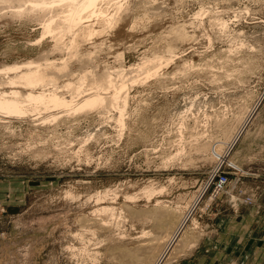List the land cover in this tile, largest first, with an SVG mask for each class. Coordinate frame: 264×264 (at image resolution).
<instances>
[{"label": "rangeland", "instance_id": "1", "mask_svg": "<svg viewBox=\"0 0 264 264\" xmlns=\"http://www.w3.org/2000/svg\"><path fill=\"white\" fill-rule=\"evenodd\" d=\"M124 1L119 25L70 63L126 70L122 132L97 112L52 132L0 115V264H264V0ZM0 19L1 67L59 58L47 40L30 45L37 22ZM152 55L172 62L130 85ZM218 163L228 183L216 193ZM159 210L183 216L193 241L174 245L147 214Z\"/></svg>", "mask_w": 264, "mask_h": 264}, {"label": "bare ground", "instance_id": "2", "mask_svg": "<svg viewBox=\"0 0 264 264\" xmlns=\"http://www.w3.org/2000/svg\"><path fill=\"white\" fill-rule=\"evenodd\" d=\"M125 3L124 0H0L1 18L5 17L9 22L35 21L38 23L40 35L30 44L31 46L34 45L39 49L43 41L47 40L51 43L47 52L60 55L59 58L53 60L49 58L36 61L26 59L22 62L0 66V115L15 119L29 118L34 115L30 120L38 122L33 125L52 132L55 130L54 123L59 119L87 117L91 112H97L103 118L114 121L122 132L129 103L128 93L125 90V82H128L129 78L125 77L126 80H124L123 74L126 70H120L123 68L109 70V67H104L94 72L85 70L75 73L72 70L71 61L78 56L87 58L85 55H88L90 51L86 50L87 47L84 49L83 46L90 43V39L96 35L102 36L106 31L119 25L122 14L129 6ZM182 32L180 31L179 34ZM41 55L43 56L42 53ZM166 57L152 55L134 64L132 66L134 70L140 71L137 72L140 75L144 73V76H141V80L137 73L135 75L139 76H136L138 79L134 77L135 75H133L134 79L131 76L130 85L135 86L137 82L143 83L149 78L156 77L162 67H168L172 62V59ZM65 76L68 77L65 79L66 82L59 85L58 79ZM48 124L52 126L46 127ZM180 136L182 137V134ZM180 146L182 150V145ZM144 193L150 197L154 189L145 187ZM105 195L106 190L102 195L97 193V201L104 199ZM128 198L134 197L128 196ZM158 203L157 201L156 204ZM113 210L111 206L100 205L95 212L112 214ZM175 212L177 211L159 210L147 214L156 219L162 231L166 232L168 239L175 243L174 245L181 242L180 245L183 246L191 243L193 239L192 235L186 231V219ZM101 222L102 224L98 222L99 226L106 224L103 220ZM142 233L146 234V232ZM81 236H79L80 239ZM148 243L139 247L144 248L145 244L150 245ZM84 249L86 250V247ZM117 249L118 247L111 251L116 252ZM86 251L85 253L89 250ZM81 252L84 251L81 250ZM88 255L95 262L96 252H88ZM123 255L133 261L143 258L132 250H127Z\"/></svg>", "mask_w": 264, "mask_h": 264}, {"label": "built area", "instance_id": "3", "mask_svg": "<svg viewBox=\"0 0 264 264\" xmlns=\"http://www.w3.org/2000/svg\"><path fill=\"white\" fill-rule=\"evenodd\" d=\"M219 165V163H218ZM207 189L212 185L216 186L215 192H219L227 183H228V175L221 169L220 165L215 168V170L209 175V179L207 181ZM206 189V190H207Z\"/></svg>", "mask_w": 264, "mask_h": 264}]
</instances>
